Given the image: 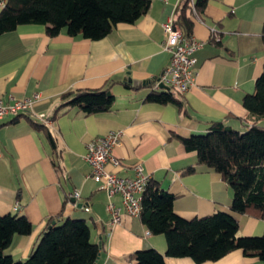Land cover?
<instances>
[{"label": "crops", "instance_id": "0c3cea01", "mask_svg": "<svg viewBox=\"0 0 264 264\" xmlns=\"http://www.w3.org/2000/svg\"><path fill=\"white\" fill-rule=\"evenodd\" d=\"M196 1L191 0L194 7ZM180 3L151 0L148 11L135 22H119L100 39L73 36L66 29L51 36L42 23L20 24L0 33V97L9 101L40 93L34 111L51 118L48 126L62 150L63 164L58 172L46 135L28 115L0 118V214L18 211L33 225L31 233L16 234L6 248L15 259L29 256L48 218L61 212L63 217L89 223L92 241L101 244L95 264H135L131 253L150 247L162 252L167 264H264L242 248L199 263L190 256L169 255L166 235L152 233L140 216L124 211L120 222L110 223L108 204L121 206L122 197L110 195L90 176L91 165L85 158L90 141L120 130L122 141L114 154L124 167L109 163L108 169L133 175L134 164L140 163L175 194L174 210L181 216L226 210L238 220L241 234L264 233V219L233 211L228 182L200 163L197 152L188 150L179 138L206 132L215 119L227 118V124L240 130L250 126L243 120L247 114L243 97L254 90L264 69V0H207L201 14L193 11L191 32L205 43L195 52L194 84L182 93L189 113L171 102L146 100L170 61L163 46V24L170 18L175 22ZM2 7L0 0V11ZM129 78L141 82L134 85ZM108 79L115 80L109 111L85 113L67 107L53 116L64 91L98 88ZM259 123L264 125V119ZM74 190L80 197L72 201L69 195Z\"/></svg>", "mask_w": 264, "mask_h": 264}, {"label": "trees", "instance_id": "16d2710c", "mask_svg": "<svg viewBox=\"0 0 264 264\" xmlns=\"http://www.w3.org/2000/svg\"><path fill=\"white\" fill-rule=\"evenodd\" d=\"M151 0H3L0 11V33L14 30L25 23L46 25L49 35L63 29L73 36L100 39L108 35L119 22H135L150 8ZM207 0H197L195 7L202 13ZM193 4L181 0L175 23L184 34L193 26ZM264 39V27L262 31ZM108 79L98 88H73L60 95L53 116L62 110L77 107L85 113L109 111L115 100ZM128 86L131 84L126 82ZM147 101L174 103L189 113L184 94L173 87L154 88ZM250 122L246 130L237 129L225 119L209 121L206 132L179 136L188 150L197 152L198 161L220 172L233 191L231 209L264 219V69L255 81L254 90L243 97ZM29 121L46 135L53 162L63 171L62 150L50 126L28 116ZM70 197V195H69ZM71 198V197H70ZM175 194L155 178L147 183L142 194L140 217L152 233H163L168 242L167 253L190 256L196 262L217 260L228 252L242 248L247 255L264 260V233L243 235L232 212L213 213L185 218L174 210ZM32 222L18 211L0 214V264H95L101 244L92 241L91 227L84 218L63 217L60 212L50 216L29 256L15 259L6 252L16 234H29ZM135 264H167L158 249H136L130 255Z\"/></svg>", "mask_w": 264, "mask_h": 264}, {"label": "built area", "instance_id": "2783aa9c", "mask_svg": "<svg viewBox=\"0 0 264 264\" xmlns=\"http://www.w3.org/2000/svg\"><path fill=\"white\" fill-rule=\"evenodd\" d=\"M193 11L197 14L194 6ZM163 28L165 33L163 46L170 53V61L156 77L155 88H161L164 83L180 93H186L195 80L194 65L197 62L195 52L204 45L205 41L193 35L192 32L184 34L172 18L163 24ZM212 38L216 39L215 33H212ZM39 99L40 93L22 98L11 97L9 101L0 97V118L28 115L50 125V117L44 112L36 114L34 111V105ZM121 141L122 132L110 130L90 141L85 155L91 165V178L106 189L110 195L119 194L122 197L121 206L113 201L108 204V210L111 214L110 223L112 224L121 221L124 211L131 216L140 215L142 194L152 178V175L145 172L140 163L134 164L133 175L108 169L109 163L115 167H124L123 161L114 154V147L119 145ZM70 197L79 198L80 192L74 190L70 193ZM18 207L19 203L17 202L15 208ZM85 209L88 210L89 206H85Z\"/></svg>", "mask_w": 264, "mask_h": 264}, {"label": "water", "instance_id": "95a60500", "mask_svg": "<svg viewBox=\"0 0 264 264\" xmlns=\"http://www.w3.org/2000/svg\"><path fill=\"white\" fill-rule=\"evenodd\" d=\"M129 80L132 81V82L134 83V85H136V84H138V83L141 82L139 79H132V78H129ZM143 82H144V81H143ZM162 87H164V88H169L170 86L167 85V84H164V83H163V84H162ZM73 200H76L75 197H73ZM79 204L82 206L83 203H79Z\"/></svg>", "mask_w": 264, "mask_h": 264}, {"label": "bare ground", "instance_id": "6f19581e", "mask_svg": "<svg viewBox=\"0 0 264 264\" xmlns=\"http://www.w3.org/2000/svg\"><path fill=\"white\" fill-rule=\"evenodd\" d=\"M79 199V198H78ZM72 201H73V199H72ZM84 204V203H83Z\"/></svg>", "mask_w": 264, "mask_h": 264}]
</instances>
